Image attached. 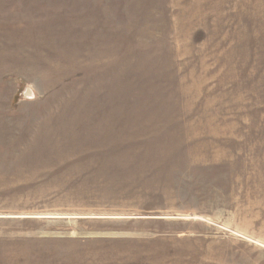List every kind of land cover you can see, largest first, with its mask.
Masks as SVG:
<instances>
[{"label":"rangeland","instance_id":"1","mask_svg":"<svg viewBox=\"0 0 264 264\" xmlns=\"http://www.w3.org/2000/svg\"><path fill=\"white\" fill-rule=\"evenodd\" d=\"M0 264H264V0H0Z\"/></svg>","mask_w":264,"mask_h":264},{"label":"water","instance_id":"2","mask_svg":"<svg viewBox=\"0 0 264 264\" xmlns=\"http://www.w3.org/2000/svg\"><path fill=\"white\" fill-rule=\"evenodd\" d=\"M24 95H25L29 100H31V99L34 98V94H33V92H32L31 90H28V89H26V90L24 91Z\"/></svg>","mask_w":264,"mask_h":264}]
</instances>
